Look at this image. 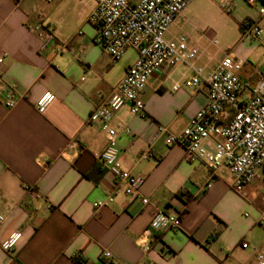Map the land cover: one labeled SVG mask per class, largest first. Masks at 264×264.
I'll use <instances>...</instances> for the list:
<instances>
[{
    "label": "crops",
    "instance_id": "crops-1",
    "mask_svg": "<svg viewBox=\"0 0 264 264\" xmlns=\"http://www.w3.org/2000/svg\"><path fill=\"white\" fill-rule=\"evenodd\" d=\"M221 1L192 0L166 38L186 39L199 56L150 78L144 116L125 105L109 124L118 134L123 167L145 180L142 193L150 201L144 206L115 190V178L100 162L104 124L89 119L111 98L137 52L114 61L100 47L89 22L95 0H0V212L6 217L0 264H252L264 253L262 181L238 194L228 168L212 178L207 165L186 161L183 147L167 145L165 136L155 139L160 127L181 134L207 105V87L186 86L193 68L207 74L227 55L243 60L242 99L264 74L263 47L240 30L246 19L264 28V0H232L231 14L222 13ZM41 25L56 36L44 51ZM233 26L236 37L224 42L232 49L215 47ZM59 45L66 49L61 55ZM47 92L55 101L40 114L36 102ZM9 99L17 104L12 109ZM100 203L106 205L96 208ZM159 211L178 214L180 229L146 236ZM15 232L22 238L7 254L1 244Z\"/></svg>",
    "mask_w": 264,
    "mask_h": 264
},
{
    "label": "built area",
    "instance_id": "built-area-1",
    "mask_svg": "<svg viewBox=\"0 0 264 264\" xmlns=\"http://www.w3.org/2000/svg\"><path fill=\"white\" fill-rule=\"evenodd\" d=\"M255 4L260 0H245ZM96 7L89 17V22L98 32L97 43L114 61L120 60L128 50L138 54L136 62L128 69L111 98L96 107L89 119L90 122H102L107 133V146L100 155V162L115 178V190L121 191L130 200H139L144 206L149 201L143 196L145 180L132 175L120 162L118 134L109 127L115 114L128 106L134 116H144L145 106L143 92L150 78L163 68H174L179 64L190 65L200 52L190 47L184 38L169 40L166 34L171 26L181 18L192 0H95ZM222 12L231 14L232 0L220 2ZM264 19V7L259 9ZM241 34L259 43L264 49V28L256 20L246 19L240 23ZM41 38V51L46 50L56 40L54 29L48 25L38 28ZM216 43V42H215ZM66 49L57 46L55 51L61 55ZM2 60L0 59V64ZM244 61L232 55L224 57L216 69L205 74L200 68H193V76L187 81L188 88L205 86L209 90L207 105L190 121L181 134H172L164 127L159 128L160 136L166 137L169 146H180L185 149L186 161L207 165L212 178L220 168H228L234 176V190L243 194L245 189L255 181H262L264 186V74L256 87L251 90L250 98L242 99L244 84L239 72ZM175 90L178 87L174 88ZM55 101L52 93L41 95L36 102V109L44 114ZM7 107L14 108L15 100L9 99ZM151 153L142 156L148 159ZM26 191L33 197H39L29 187ZM207 188H211L208 185ZM264 197V187L262 190ZM110 197L108 202H112ZM106 203L96 204V208ZM6 217L0 212V227ZM182 224L178 214L164 211L156 212L152 218L146 236L152 233L176 231ZM264 228V211L260 217ZM22 238L20 232L13 233L1 244L2 250L13 254ZM243 248H247L246 244ZM146 250V248H145ZM111 258L110 252L103 254ZM76 258L83 260V254ZM252 264H264V253H258Z\"/></svg>",
    "mask_w": 264,
    "mask_h": 264
},
{
    "label": "rangeland",
    "instance_id": "rangeland-1",
    "mask_svg": "<svg viewBox=\"0 0 264 264\" xmlns=\"http://www.w3.org/2000/svg\"><path fill=\"white\" fill-rule=\"evenodd\" d=\"M230 26H231V24H230ZM229 31H230V33H229L228 37H224V36L223 37H221V36L218 37L219 45H214L215 47H218V48H220L223 51H229L228 49H230L231 47L229 48V46H227V44H224V42L226 41L228 43L230 41H233L234 38L237 35V32H238L236 27H234V26H233V29L229 28Z\"/></svg>",
    "mask_w": 264,
    "mask_h": 264
}]
</instances>
